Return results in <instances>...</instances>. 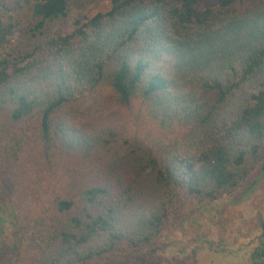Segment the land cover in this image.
<instances>
[{"label": "trees", "instance_id": "16d2710c", "mask_svg": "<svg viewBox=\"0 0 264 264\" xmlns=\"http://www.w3.org/2000/svg\"><path fill=\"white\" fill-rule=\"evenodd\" d=\"M260 166L264 0H0V264H113Z\"/></svg>", "mask_w": 264, "mask_h": 264}, {"label": "rangeland", "instance_id": "374dc122", "mask_svg": "<svg viewBox=\"0 0 264 264\" xmlns=\"http://www.w3.org/2000/svg\"><path fill=\"white\" fill-rule=\"evenodd\" d=\"M262 219L264 169L260 166L246 187L233 195L215 202L180 198L177 212L156 245L118 256L113 264H246L258 242ZM3 231L0 254L10 242L9 222Z\"/></svg>", "mask_w": 264, "mask_h": 264}]
</instances>
